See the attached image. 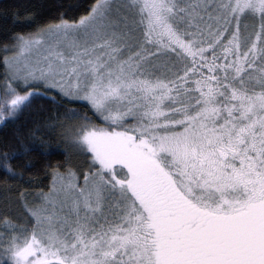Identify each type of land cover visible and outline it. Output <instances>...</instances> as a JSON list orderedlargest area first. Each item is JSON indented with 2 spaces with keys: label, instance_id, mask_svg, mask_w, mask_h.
<instances>
[{
  "label": "snow or ice",
  "instance_id": "1",
  "mask_svg": "<svg viewBox=\"0 0 264 264\" xmlns=\"http://www.w3.org/2000/svg\"><path fill=\"white\" fill-rule=\"evenodd\" d=\"M0 68V121L91 112L65 114L87 166L0 212V264H264V0H91ZM30 150L0 153L6 181Z\"/></svg>",
  "mask_w": 264,
  "mask_h": 264
},
{
  "label": "trees",
  "instance_id": "2",
  "mask_svg": "<svg viewBox=\"0 0 264 264\" xmlns=\"http://www.w3.org/2000/svg\"><path fill=\"white\" fill-rule=\"evenodd\" d=\"M91 0H0V58L3 48L11 44L18 33L35 31L39 26L63 15L73 18L80 15ZM0 68V79L3 78ZM76 108L83 115H91L82 102L69 103L67 99L34 98L15 119L0 121V153L11 150L23 141L31 150L22 159L31 162L23 176L15 181H6L0 171V212L13 211L18 207L20 189L28 197L40 190L47 191L51 179L50 170L54 164L82 171L86 159L73 155L64 140L66 128L71 121L65 118L69 109ZM63 125V126H62ZM13 166L17 161H12ZM84 164V165H83Z\"/></svg>",
  "mask_w": 264,
  "mask_h": 264
},
{
  "label": "rangeland",
  "instance_id": "3",
  "mask_svg": "<svg viewBox=\"0 0 264 264\" xmlns=\"http://www.w3.org/2000/svg\"><path fill=\"white\" fill-rule=\"evenodd\" d=\"M64 140H65V143L68 145L69 149L71 150V152L73 153L74 156H76L77 158L80 157L79 159L82 160V161H84V159H86L85 157L80 156V155H79V154L73 149V147L71 146V144H70V142H69V140H68V138H67L66 131H65V133H64ZM83 165H84V164H83ZM34 194H35V193H34ZM34 194L30 195V196L28 197V199H32V198L34 197Z\"/></svg>",
  "mask_w": 264,
  "mask_h": 264
}]
</instances>
